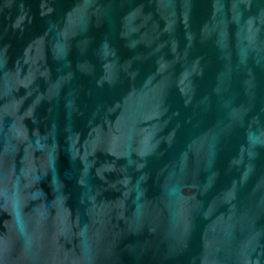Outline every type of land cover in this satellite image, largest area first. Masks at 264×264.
Returning <instances> with one entry per match:
<instances>
[{"label": "water", "instance_id": "obj_1", "mask_svg": "<svg viewBox=\"0 0 264 264\" xmlns=\"http://www.w3.org/2000/svg\"><path fill=\"white\" fill-rule=\"evenodd\" d=\"M0 264H264V0H0Z\"/></svg>", "mask_w": 264, "mask_h": 264}]
</instances>
